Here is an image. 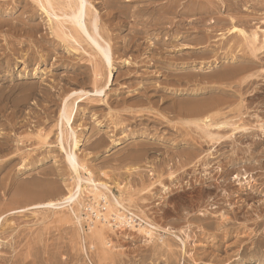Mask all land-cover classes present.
Masks as SVG:
<instances>
[{"label":"rangeland","instance_id":"obj_1","mask_svg":"<svg viewBox=\"0 0 264 264\" xmlns=\"http://www.w3.org/2000/svg\"><path fill=\"white\" fill-rule=\"evenodd\" d=\"M88 1L115 71L80 104L79 156L165 243L112 236L104 259L84 219L27 209L68 194L62 107L107 70L34 0H0V264H264V51L244 36L262 40L264 0Z\"/></svg>","mask_w":264,"mask_h":264},{"label":"bare ground","instance_id":"obj_2","mask_svg":"<svg viewBox=\"0 0 264 264\" xmlns=\"http://www.w3.org/2000/svg\"><path fill=\"white\" fill-rule=\"evenodd\" d=\"M34 1L39 5L42 13L45 14L46 18H48V23L50 24L52 31L54 30L53 32L59 35L64 42L66 43L70 42V45L72 44L71 45L72 47L70 46L72 49H75V51L77 49H81L82 51L86 52V49L84 48L82 41L84 37V40H89L91 42L93 48L96 47L101 51L99 61L101 60L104 68H106L107 70L106 74L108 79H107V83L105 82L106 84L103 87L98 86L93 91L80 94L75 99L73 98L68 99L65 102V104H63L61 111L62 119L60 121L61 126L62 125L63 126L61 129V134H59L58 143H59V149L65 155L68 168L72 175V179L70 180H72L71 182L73 184L72 187L68 189V194L61 201L58 202L49 201L39 205L37 204L32 207L30 206L27 209L50 210L56 212L57 210L67 209L70 212H72L74 218L76 219V222L81 226H82V221L84 219L85 223L89 225L90 229L94 232L95 236L99 238L100 243L103 246V254L104 256H106L104 259L107 258L112 248L113 250L114 247L116 248L112 236H118V235H120L119 237L132 236L133 238L143 237L146 242L148 241L150 243L156 239L155 235H159L160 238L158 240H161V243L164 245L165 243L164 239L167 233H165V235L159 234L158 232L160 228L155 224H153L147 216H145L144 214L142 216L141 215L142 213L139 212L138 213L140 215L139 214L137 215L141 217H140V222H138L139 220L138 216L131 211L129 206L126 205L127 202L123 201V196L121 195V193L120 194L114 193V191L112 190V186H110L108 183L97 181L95 173L90 169L88 165H86L83 161H81V158L79 156V151L81 150V141H79L78 135L73 127L77 119L80 104L90 98L106 97L107 95L105 94V91L108 90L112 85L113 74L115 71V68L113 66V53L112 51L109 50V48H111L110 47L111 44L103 40L102 21L98 11L88 0H34ZM178 1L176 0L175 2ZM209 4L210 3H208L207 5ZM203 6L206 5L204 4ZM57 9L59 10V12L57 11ZM213 9L214 6L212 5V10ZM262 33H263L262 40L260 33L257 30L251 36L244 34L245 40L247 41L248 45L254 49L257 46L256 47L257 51H264V30ZM90 56L93 57V55ZM94 58L97 59V56ZM94 58L93 61L96 66L95 68L96 75L94 81L96 82V80L98 79H99L98 81H100V78L102 77H101V73L97 70L99 65L97 64L98 61H96V59ZM218 103L219 102H217V104ZM200 105L199 107H201ZM195 106H198V104ZM208 107L210 108V106ZM207 110L208 108L206 109V111ZM183 111H185L184 108ZM209 125L210 124L205 126H209ZM260 131L264 132V128L261 127ZM137 196L135 197V200L137 199ZM14 213H18V212L13 211L11 214ZM82 213H85L86 217L83 218ZM1 217H0V223L2 224V218L4 216L2 218ZM163 231L168 232V230H163ZM90 232L91 231H89V233ZM173 233L170 232L171 235ZM183 243L184 245H186L185 241H183ZM168 250L171 249L168 248Z\"/></svg>","mask_w":264,"mask_h":264}]
</instances>
